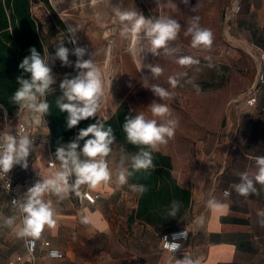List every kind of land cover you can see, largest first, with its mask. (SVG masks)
Masks as SVG:
<instances>
[{
  "label": "crops",
  "instance_id": "1",
  "mask_svg": "<svg viewBox=\"0 0 264 264\" xmlns=\"http://www.w3.org/2000/svg\"><path fill=\"white\" fill-rule=\"evenodd\" d=\"M225 5L232 11V21L226 27L235 33L231 38L242 49L233 50L227 58L228 76L223 86L192 95L187 110H172L179 127L174 138L158 150L171 157L173 176L191 191L190 205L169 224L151 225L133 216L140 194L131 191L129 178L121 186L115 175L94 190L100 198L93 206L81 207L69 197L57 202L55 196H45L57 210V225L45 229L42 241H51L64 257H48L38 241L34 264H164L171 254L160 246L161 233L187 227L193 234L191 227L183 224L191 214L205 217L196 237L193 234L186 243L201 264H264V227L257 216L264 210V186L256 184L259 194L247 197L232 188L239 182L238 173L254 171V158L264 156V86L256 93V104H247L264 61V0H227ZM145 114L151 117V113ZM119 160L109 162L113 173ZM212 197L227 208H207ZM13 215L18 216L0 187V216ZM81 215L89 217L87 225L81 223ZM25 252V241L12 229L0 226V264H14Z\"/></svg>",
  "mask_w": 264,
  "mask_h": 264
},
{
  "label": "clouds",
  "instance_id": "2",
  "mask_svg": "<svg viewBox=\"0 0 264 264\" xmlns=\"http://www.w3.org/2000/svg\"><path fill=\"white\" fill-rule=\"evenodd\" d=\"M182 2L187 5L189 0H182ZM170 6L177 7L175 3H171ZM197 6L192 11H195ZM114 16L118 22L120 36L130 37L132 40L128 51L136 62H142L143 54L148 52L158 55L160 49L170 54L173 50L168 49V44L175 41L181 31V24L171 16L147 18L142 13L120 8H114ZM199 21V16H192L184 35L191 38L192 48H210L213 44V32L202 27ZM66 32L68 42L76 45L77 26L67 24ZM64 37L65 33L56 44L54 56L48 54L45 57L32 47L29 49L30 55L25 56L19 64V69L22 70L21 75L16 78L19 87L10 99L13 104L30 112L34 123L38 126H46L44 117L50 110L46 96L50 90L53 91L52 85L56 82L50 64L58 59L62 66H72V61L69 60L70 50L64 46ZM86 51V48L79 46L72 49V54L77 58L74 64L77 74L71 78L66 75L62 80L59 87L63 94L57 99L56 104L61 112L67 113L66 127L69 130L90 118L95 119V122L86 128L79 129L72 141L60 144L56 148L54 160H50V166L56 168V161H58L57 170L51 175L40 177L27 189L22 198L13 199L12 203L18 207L20 217L0 216V226L12 229L18 238L25 241L29 252L35 250L37 241H42L45 229L51 230L57 225V210L53 201L46 200L45 196H55L57 202H62L70 194H74L82 201L84 197L92 201L93 197L89 191L97 189L102 183L111 182L114 175L118 184L122 186L128 183V178L135 172L155 170L152 153L158 151L160 145H165L174 138L179 127V119L173 116L170 106L156 100L147 106L151 117L144 111L126 116L122 130L127 142L138 146L139 151L129 155L121 149L119 164L116 172L113 173L107 157L112 153V145L116 141L114 130L110 125L106 126L104 121L96 118L105 94L103 76L93 59V54L89 59H84ZM176 62L181 66L198 63L191 56H182ZM147 68L151 72L152 79H158L163 75L164 69L159 64H148ZM179 75L186 76L187 73ZM187 82L191 83V80ZM141 83L161 101L171 99L175 95L174 91H169L159 84H150L146 76L141 78ZM168 84L174 90L180 85V81L176 75H173L168 77ZM5 119L7 120L6 112ZM81 141H83L82 146ZM33 150L34 145L30 137L27 135L17 137L13 134L10 122L6 123L4 129L0 131V179L5 178L17 165L27 169L28 157ZM129 162L131 170L126 166ZM254 164V171L246 170L238 173L239 182L232 185L240 196L258 195L256 184L264 186V156L255 157ZM129 187L132 192L140 195L148 190L145 185L132 184ZM229 194L228 191L224 193L225 196ZM206 206L216 211L227 208L226 204L215 197L208 199ZM178 210V202L173 201L168 215L176 217ZM257 216L260 226L264 227V210L258 211ZM204 222L203 215L194 220L197 226H202ZM81 223L87 225L89 217L81 215ZM188 233L186 227L183 231L172 234L171 242L168 236H164L161 239L164 248L174 256L182 247L177 241L187 239ZM49 256L60 259L61 253L58 250H52ZM175 264H201V261L199 258L184 254L182 259L175 258Z\"/></svg>",
  "mask_w": 264,
  "mask_h": 264
},
{
  "label": "rangeland",
  "instance_id": "3",
  "mask_svg": "<svg viewBox=\"0 0 264 264\" xmlns=\"http://www.w3.org/2000/svg\"><path fill=\"white\" fill-rule=\"evenodd\" d=\"M226 2L227 0H189L185 5L182 0H48V4L35 1L32 13L42 23L45 57L48 54L54 56L56 44L63 33L64 46L70 50L69 60L72 61V66H62L58 59L50 64L56 80L52 89L62 96L59 87L62 80L66 75L71 78L77 74L74 67L77 58L72 54V49L79 46L87 50L84 59H89L93 54V59L102 72L105 94L97 115L104 119L110 118L123 101L135 113L144 111L149 114L147 106L153 100L168 104L172 110H187L192 104V95L207 93L224 85L228 76L227 58L235 52L233 50L242 49L231 38L235 33L227 30L226 24L232 21V11L230 8L228 12ZM171 3H175L177 7H171ZM196 6L195 11H192ZM114 8L136 11L147 18L171 16L178 20L181 31L177 39L168 44V49L173 51L166 54L164 49H160L158 55L148 52L143 54L142 62L134 61L128 51L132 40L130 37L120 36ZM192 16H199L200 25L213 32V44L210 48L194 49L191 47V38L184 35ZM67 24L78 28L76 45L68 42ZM182 56H191L198 63L181 66L176 61ZM148 64H159L164 69L163 75L152 79ZM182 73L187 75H179ZM173 75L180 81V85L174 90L168 84V77ZM145 76L150 84H159L174 91L175 95L168 100H159L149 88L142 86L141 78ZM189 80L191 83L187 82ZM112 149L107 157L109 162L113 158L120 159L123 147L117 145ZM195 219L192 214L183 219V224L190 226L194 232L193 238L200 227L194 224Z\"/></svg>",
  "mask_w": 264,
  "mask_h": 264
},
{
  "label": "trees",
  "instance_id": "4",
  "mask_svg": "<svg viewBox=\"0 0 264 264\" xmlns=\"http://www.w3.org/2000/svg\"><path fill=\"white\" fill-rule=\"evenodd\" d=\"M35 1L48 4V0H0V105L8 112H14L19 107L13 104L10 98L19 87L16 82V78L22 73L19 64L25 56L30 55L29 49L35 47L41 55L46 56L42 23H39L32 13V4ZM59 24L63 26L61 21ZM59 97L60 94L54 89L46 96L50 104L46 118L51 129V149L54 153L60 144L72 141L79 129L95 122V119L90 118L81 121L77 127L67 129V113L61 112L56 104ZM129 114L136 113L126 101H123L110 118L104 119L99 115L96 118L113 128L116 141L112 147L122 145L128 149L129 155H132L139 151V147L129 144L122 130L125 117ZM82 144L83 141L81 146ZM152 154L155 170L150 169L147 172L142 170L129 177L131 185H145L148 189L139 196L138 208L133 216L151 225H166L172 218L168 215L172 202H178L177 215L180 216L190 205L191 191L181 187L173 176V165L169 155L159 151Z\"/></svg>",
  "mask_w": 264,
  "mask_h": 264
},
{
  "label": "built area",
  "instance_id": "5",
  "mask_svg": "<svg viewBox=\"0 0 264 264\" xmlns=\"http://www.w3.org/2000/svg\"><path fill=\"white\" fill-rule=\"evenodd\" d=\"M261 86H264V61H261L259 65L258 84L252 87L251 89H253V91H249L247 95V104L249 106H254L256 104V93L259 92ZM5 112L7 113V120L5 119ZM44 119L46 121L47 127L44 125H36L33 121L32 114L28 113L26 109L18 107L14 112H8L3 105H0V131L4 129V125L6 123L10 122L11 126L13 127L14 135H16L17 137L27 135L33 141L34 145V150L30 152L28 157V168L23 169L19 165H17L11 170L9 174H7L5 178L0 179V187L3 191V194L5 195L8 204L18 214L19 217L21 216V214L18 210V207L12 203L13 199L22 198L30 185L34 184L38 179H40V177L51 175L55 170L59 168L58 161H56V168H52L50 166V160H54V152L51 149V129L46 115ZM89 194L93 197L92 201H89L86 197H84L82 201L81 198L76 197L74 194L69 195V200L76 202L81 207L84 205L93 206L100 198V193L94 190H90ZM184 229L185 228H179L173 231H163L161 233V239L164 236H168L169 242H171L172 234L181 232ZM187 230L189 231V229ZM192 236L193 234H191L189 231L187 239H180L179 241H177L182 245L181 249L174 254L175 257L170 253L171 257L164 264H175V258L177 259V257L179 256L183 257L184 254H188L193 257L192 251L186 248V243ZM40 244L47 249L48 257H50L49 253L52 250H58L61 253V258L64 257V253L60 249L55 247L51 243V241L43 240ZM160 246L162 250L167 251L163 246L162 240L160 242ZM37 247L38 241L35 250L29 252L28 246L26 245L25 254L17 256L14 264H34Z\"/></svg>",
  "mask_w": 264,
  "mask_h": 264
}]
</instances>
